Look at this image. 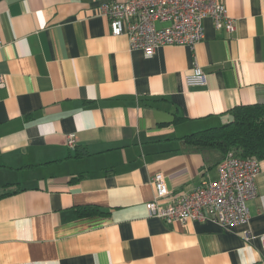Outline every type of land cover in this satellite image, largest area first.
Listing matches in <instances>:
<instances>
[{
    "label": "crops",
    "instance_id": "0c3cea01",
    "mask_svg": "<svg viewBox=\"0 0 264 264\" xmlns=\"http://www.w3.org/2000/svg\"><path fill=\"white\" fill-rule=\"evenodd\" d=\"M105 1L0 0V264H264V159L246 225L146 207L158 172L174 193L218 178L221 153L187 134L264 103V0H226L235 32L206 18L193 48L152 57L111 34Z\"/></svg>",
    "mask_w": 264,
    "mask_h": 264
},
{
    "label": "built area",
    "instance_id": "2783aa9c",
    "mask_svg": "<svg viewBox=\"0 0 264 264\" xmlns=\"http://www.w3.org/2000/svg\"><path fill=\"white\" fill-rule=\"evenodd\" d=\"M99 11L107 18L113 36L126 35L130 48L142 51L146 57L168 45L193 48L205 38L206 18L212 19L217 29L229 33L236 30L226 0H109L100 5ZM206 81L207 74L200 65H195L187 75L191 86H204ZM68 138L69 146L75 147V136ZM260 172L259 159L228 154L218 165L216 180L177 193L169 189L166 174L158 172L152 179L154 197L146 207L150 216L168 223L214 221L223 227L246 225L251 219L247 201L257 195L256 179ZM251 238L247 231L245 240ZM259 239L264 249V234Z\"/></svg>",
    "mask_w": 264,
    "mask_h": 264
},
{
    "label": "trees",
    "instance_id": "16d2710c",
    "mask_svg": "<svg viewBox=\"0 0 264 264\" xmlns=\"http://www.w3.org/2000/svg\"><path fill=\"white\" fill-rule=\"evenodd\" d=\"M230 114L232 117L227 123L187 134L185 142L197 149L217 150L223 158L234 154L244 158L264 159V103L236 106ZM84 154L86 152L78 151L75 156ZM82 176L77 175L73 182L79 181ZM98 212L99 208L90 207L83 208L80 214L93 215Z\"/></svg>",
    "mask_w": 264,
    "mask_h": 264
}]
</instances>
